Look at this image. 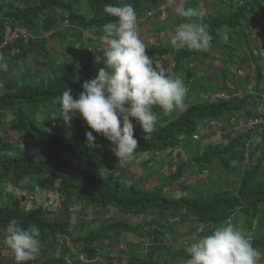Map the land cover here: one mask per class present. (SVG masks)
I'll use <instances>...</instances> for the list:
<instances>
[{
	"label": "trees",
	"instance_id": "obj_1",
	"mask_svg": "<svg viewBox=\"0 0 264 264\" xmlns=\"http://www.w3.org/2000/svg\"><path fill=\"white\" fill-rule=\"evenodd\" d=\"M83 1L36 0L27 6L9 7L7 0H0V47L5 42L8 29L21 26L29 31L31 38L27 43L20 40L7 45L4 52L11 56L13 62L32 56L36 49L44 46L46 35L53 33L59 23L56 16L48 15L51 11L66 13L70 26L82 32L92 31L94 37L99 40L103 34V25L114 19L104 12L105 5H118L125 0ZM163 1L131 0L129 4L139 15L146 6H156ZM204 3L203 0L200 5L196 0L184 8L198 9L199 5L203 6L202 12L201 9L198 10L202 13L203 23L208 26L213 36L210 48L216 52L213 58L225 65L223 69H214L219 81L213 83L206 75H198L194 65L190 66L192 61H208L210 49L197 52L185 47L176 50L170 44V34L165 35L166 44L164 45L163 41L157 44L160 57L169 54L174 62L171 73L178 78L184 73L188 78L184 82L187 88L184 108L164 115L159 107H155L153 111L158 116V123L148 138L133 121L134 138L139 144L135 153L136 159L149 157L146 164L150 165L154 162L152 158H159L161 154L172 157L173 151L182 145L185 149L186 160L181 158L175 171L170 175H163V182L158 187H144L154 173L147 179L130 184L120 176L112 174L109 170L115 163L118 164V159L111 151V143L95 132L93 135L96 136L97 146L93 147L87 143L85 133L91 129L79 114L73 117L70 125H65L62 119L58 118L59 105L53 103V99L67 88L71 89L74 98L78 97L83 91L82 83L95 78L97 70L103 67L106 43H101L96 51L97 59L94 61L87 54L72 53L66 60L57 63L54 68L55 76H50L44 81H39L35 75L28 81H18L13 77L9 78L5 89L0 88V119L9 125L7 131H0V191L10 188L6 198H3L0 192V264H16L14 254L11 260L3 258L1 254V250L6 248L2 242L4 229L13 219L24 226L34 224L40 228L41 250L33 260L25 264H67L68 258L72 264H99L105 260L108 264H118L120 257L109 255L111 247L114 248L111 245L115 241L114 234L121 232L146 237L149 235L146 229L157 226L160 229L157 231L163 236L167 226L161 225L158 219H155V215L159 214H178L181 223L177 226L185 222L194 226L189 234L197 235L196 227L200 223L210 232L208 227L227 223L237 214L243 217L247 230H253L259 218V226L264 230L262 140L254 149V153L261 152V158L257 161L251 158L250 162L248 161L247 168L244 169L240 181L235 183L233 190L221 188L208 194L193 192L179 198H173L167 192V189L177 184H181L182 189L188 191L181 181L194 166H204L208 170L218 166L223 171L231 170L234 164L246 160V143L259 141L254 136L255 132L245 133L242 129L228 143L215 141V144L209 145L203 152L200 151V146H197L196 153L192 157L189 156L193 140L201 136L213 123L235 121L238 115H243L244 121L260 117L256 110L258 103H261L259 95L264 91L262 58L253 50L254 44L264 47V23L261 25L264 21V0H238L235 6L227 10L223 11L220 7L221 10L216 11L213 16H205ZM87 9L91 11V15L84 14ZM178 17L180 16L177 13H172L165 24L158 20L152 21L151 24L158 26V29L163 26L167 30L171 25L175 27L173 23ZM184 22L180 21L177 26ZM225 33L229 36L228 42L222 39ZM69 46L68 43L62 45L65 50H69ZM247 53L255 64L256 92L250 90L248 77L237 81L232 74V70L236 69L235 60L243 56L246 62ZM147 54L155 60L154 54ZM36 64L41 68L49 67L53 70V66L44 60H39ZM3 75L5 71L0 69V82L3 81ZM191 79L200 83L201 90L191 84ZM223 93L228 96L227 99L215 98ZM43 111L47 114L48 121L40 123L38 116ZM24 141L28 146L19 148L18 145L24 144ZM24 183H28L32 193L24 191L22 196L17 198L15 193L24 189ZM40 191L56 194L60 204L51 210L34 204V201L30 208H25L27 199H32L33 194ZM88 208H93L98 213L113 209L119 217L110 223L94 225L85 234L77 235L76 224L86 223L80 213L76 218L73 215L75 211H86ZM140 216L151 218L143 225H133L130 217ZM91 222L95 224V220ZM174 227L169 229L174 230ZM176 237L183 236L176 234ZM156 241L154 247L144 253L140 252V245L130 246L125 252V264H169L159 258L163 252L169 254L171 264L188 258L185 251L172 253L162 245L159 238H156ZM68 242L72 246H67ZM104 242L109 248L107 253H102L103 249L98 248L100 243ZM251 242L255 248H264V233Z\"/></svg>",
	"mask_w": 264,
	"mask_h": 264
},
{
	"label": "clouds",
	"instance_id": "obj_2",
	"mask_svg": "<svg viewBox=\"0 0 264 264\" xmlns=\"http://www.w3.org/2000/svg\"><path fill=\"white\" fill-rule=\"evenodd\" d=\"M178 0H165L185 22L170 34L171 46L179 50L207 51L212 47L213 36L208 26L199 22L202 13L192 7L177 6ZM104 12L113 21L102 27L100 40L107 45L103 67L97 75L84 81L77 98L71 89L53 99L59 105L58 118L70 125L79 116L91 129L85 133L87 143L96 147V136L108 140L118 163L134 160L139 147L134 138L135 121L148 138L155 130L158 116L153 111L159 107L164 115L184 108L187 88L182 79L164 65L154 63L146 53V45L139 35L138 16L131 4L105 5ZM228 42L227 33L222 35ZM7 64L0 56V69ZM264 111V107L259 109ZM3 244L14 254L16 264H25L41 250L40 228L34 224L24 226L11 220L4 229ZM197 238L185 248L187 259L183 264H257L262 253L251 242L247 230L231 223H221L210 232L200 223Z\"/></svg>",
	"mask_w": 264,
	"mask_h": 264
},
{
	"label": "rangeland",
	"instance_id": "obj_3",
	"mask_svg": "<svg viewBox=\"0 0 264 264\" xmlns=\"http://www.w3.org/2000/svg\"><path fill=\"white\" fill-rule=\"evenodd\" d=\"M35 1L36 0H7L9 7H14L16 5L27 6L31 3H34ZM130 1L131 0H125L123 3L129 4ZM198 1L200 2V5H201L203 0H198ZM204 1H205L204 12L206 14L205 16H209V15L213 16L215 15L216 11L221 10L220 7L224 11V10H227L228 8H232V6H235L238 3V0H224V5L221 6L222 0H204ZM83 2H85V0ZM200 5L198 6V9H201V12H202L203 6H200ZM177 6L183 7V8L185 7V5L182 6L180 4H177ZM172 12L177 13L174 9L172 10ZM84 14L91 15L92 13L90 10L87 9L85 10ZM48 15L56 16L59 20V23L53 33L46 35L45 37L46 42L44 43V46L36 49L32 56L21 59L17 62H13L11 61V56H9L3 50H0V56L3 57V62L7 64V68L3 69L5 71V75H3V81L0 82L1 89H5L7 81L9 80V78H13V77L17 79L18 81H22V80L28 81L30 80L31 76L35 75L39 79V81H44L50 76H55L54 68L57 65V63L63 62L64 60L67 59V57L72 55V53L75 55L76 54L77 55L87 54L93 61L97 59L96 51L102 45L101 44L102 41L100 40V38H99L100 40L99 41L97 39L98 37L97 38L94 37L92 31L82 32L70 26L67 22L66 13L51 11L50 13H48ZM183 20H185V18L178 17L176 22L173 23V25L176 27L177 23ZM263 23L264 21L262 22L261 25H263ZM175 27H172L171 25L170 28L168 27L166 30L163 26L159 27L158 29V26L155 27V25L151 24L144 31H142L139 27V35L146 45V53L154 54V57H155L154 63L158 65L162 64L168 69H170V71H172L173 69L174 62L169 54L164 55L162 58L160 57L159 47L157 44L163 41L165 45L166 44L165 35L168 36L169 34L174 32L172 31V29H175ZM63 43H68L70 45L68 47L69 50L63 49L62 47ZM253 47H254L253 50L255 51V53L256 54L258 53L261 56L262 58L261 64L263 65V69H264V47L261 46V44H254ZM209 51L210 52L208 53L210 55L209 56L210 59H208V61H203V62H200L198 60L192 61L193 63L190 66L192 65L195 66V70L198 72V75L204 74L209 78V80H211L213 83H216L219 81V77L214 74V69H223L225 65L214 60L213 56L216 55L215 51H212L211 49ZM247 56L248 58H246V62L244 61L245 59L243 60V56H240L237 60H235L234 65L236 69L232 70V74L234 75L237 81H240L244 77H248L250 81V86H249L250 90H253L254 92H256L255 87H256V75L257 74H256L255 64H254V61L250 58V54L247 53ZM39 60H44L48 64H51L53 66V70L49 67L41 68L40 66H38L36 62ZM180 78L183 80V82H186V80H188L186 74L184 73H182ZM190 81H191V84H193V86L197 90H201V85L196 79H191ZM52 119L54 118L52 117ZM240 119L241 121L238 122V120ZM240 119H238L237 121L235 120L237 124L239 123L238 126L240 125L242 126V124H245L247 122V121H244L245 118L243 119L242 117H240ZM38 121L40 123H42L43 121H48V116L45 113V111L39 113ZM234 123L228 126L223 125V124L211 126L210 128L205 129L204 133L206 131L211 130L212 132H214V134L211 135L214 137H211V136L209 137L211 140H214V142L222 141L223 143H225L230 140V138L232 137V133L237 131V129L232 130V127L236 126ZM8 126L9 125L7 122L5 121L3 122V120L0 119V131L1 132L7 131ZM216 130H220L221 133H219L218 131L215 133ZM194 143H196V141H194ZM194 145L195 144H193L190 147L189 156L191 157L197 151ZM26 146H28L27 142H25L22 145L21 144L18 145L19 148L20 147L26 148ZM254 149L255 147L250 150V153L248 154V158L247 159L245 158L246 160L242 162L241 164H239L241 166L239 168V170H241L240 171L241 173H238L235 176L236 177L235 180H237L238 177H240V174H242V172L244 171V169L247 168L249 164L248 161L250 162L251 158H253V161H257L258 159L261 158L262 156L261 152L254 153L255 151ZM187 153H188V150H187ZM181 158H184L186 160V152H185L183 145L173 151L172 157L165 155V154H161L159 158L157 157L152 158V160L155 161V163H153L152 165L146 164L147 161L150 159L149 157H143V158H138V159L134 158V160L130 162L118 163V164L115 163L114 165L112 164L113 167H111L109 171L112 172V174L120 176L122 180L125 181L127 184L137 183L139 179L142 178L141 180H144L143 177L149 176L150 174L154 173L153 177L147 183L144 184V187L148 188V187H152V185L155 184L154 183L155 181H157L158 183H162L163 182L162 178L161 179L159 178V180L158 179L154 180V177H157L155 175L156 174L170 175L171 172L175 171L176 166L179 165V163L181 162ZM160 160H163L165 163L163 165H160L159 164ZM168 160H169V163H167ZM172 161L174 162V166L173 167L167 166V164H170ZM165 168H167L166 172H164ZM189 178H190L189 173L183 178V181L186 182L187 188H188V183H191V181L188 180ZM225 180L226 179H224V181ZM178 185L179 184L175 185L176 186L175 194L183 192V189L178 188ZM158 186L159 185L157 184V187ZM219 186L220 185L214 184L212 186V189L214 188L216 189ZM23 187H24L23 190H19L18 192L15 193L17 198L22 196L24 191L27 192L28 194L32 193L31 190L29 189L30 187H28V183H24ZM9 191H10V188L0 191L3 194V198H6V194ZM32 197H33L32 199L31 198L27 199L26 203L24 204L25 208L27 209L30 208L32 206V202L34 201L36 202L34 204L44 206L51 210L55 206L60 204V199L56 194L47 193L45 191H40L38 194H33ZM76 210H79V209H76ZM79 213L81 214V218L85 220L86 224H83V225L76 224L77 226L76 234L77 235L85 234L87 231L92 229L94 225L98 226L100 223H103V222L110 223V222L115 221L117 217H119L117 216V214L115 213L113 209H109L107 212H104V213L102 212L98 213L95 209L88 208L86 211L85 210L75 211V214L73 215V217L76 218L77 214ZM135 218L131 219L133 222L135 221L134 222L135 224H137L136 221L140 223H145L146 221L150 220L148 216L142 217V218H139V217H135ZM165 218H168V217H165ZM239 218L240 220H242L241 215L239 216ZM92 220H95V224H92L91 222ZM186 228L188 227H182L181 229L185 231ZM257 233H258L257 237L262 235V232L257 231ZM250 237L251 239H253L252 235H250ZM126 239L127 238L125 234H123L122 237H120V235L115 236L114 243H111V245L114 246V248L110 246L111 253L108 251L109 248L107 246V243L105 242L100 243L101 245H99L98 248L103 249L102 253L109 252V255L112 257H116V258L120 257V261L118 264H125L127 260L126 254H125L126 249L124 247V243ZM193 242H194V239L187 241V244H184V242L178 241L176 242L178 244L173 245V247L175 249L185 251L186 246ZM67 246H72V245L71 243L68 242ZM257 249L262 253V255L257 261V264H264V248L262 249L257 248ZM1 254L3 258L7 260L8 259L11 260V258L13 257L12 251L8 249L7 246L6 248L1 250ZM184 260H185L184 258L180 259V263H177V264H183ZM68 261H70L69 258L67 259V262ZM99 264H108V263H107V260H105V261H101V263L99 262Z\"/></svg>",
	"mask_w": 264,
	"mask_h": 264
},
{
	"label": "crops",
	"instance_id": "obj_4",
	"mask_svg": "<svg viewBox=\"0 0 264 264\" xmlns=\"http://www.w3.org/2000/svg\"><path fill=\"white\" fill-rule=\"evenodd\" d=\"M78 31H81V30H78ZM258 105L259 106H258V108L256 110V112H257L256 114L257 115H261V111H259V109H261L262 107H264V105H262L261 103H258ZM240 117H242L244 119V116L243 115H238L236 121L238 119H240ZM239 121H241V119L238 120V122ZM234 122L235 121H229V122L223 123V125H226L227 124L226 126H228V125H231ZM218 124H220V123H216V124L213 123L211 126H216ZM234 124L236 126L232 127V130L237 129V131L232 133V137L236 133L240 132L243 129V126H244V124H242V126L241 125L238 126L239 123L237 124V122H235ZM217 131L219 133H221L220 130H216L215 133ZM242 131H244V130H242ZM213 134H214V132H212L211 130L210 131H206L201 136L197 137V139H194L193 141H196V143H194L195 144L194 146L196 147V150H198L197 146H200V151L203 152L209 145L215 144L214 140H211L209 138ZM254 136L257 137L256 139L257 140L259 139V141H257V143H255L254 145H252L251 146V149H252L253 146L254 147H257L258 145H260V141L261 140L264 141V130L262 132H260V133L259 132H256V134ZM211 137H214V136H211ZM229 141H227V142H225L223 144H226ZM153 163H155V161ZM153 163H151L150 165H152ZM164 163L165 162L163 160H160V162H159L160 165H163ZM167 163H169V160H168ZM167 166L173 167L174 166V162L172 161L170 164H167ZM240 167L241 166L239 165V163L238 164L236 163V164H234V166H233V168L231 170L223 171L218 166L213 167L212 170H210V169L208 170L204 166H199V167H196L195 166V167H193L188 172L189 175H190V178L188 180L191 181V183H188V191H185L183 189V192H180L178 194H175V190H176L175 187L176 186L174 185V187L167 189V192L169 191L168 193H170V196L171 197H173V198H179L182 195L187 196L189 193H193V192L194 193H197V192L198 193L205 192L206 194H208L212 190L213 191L214 190H218V189H221L222 187H223L222 189H224V190H230V189L233 190L235 183L236 182H239L240 181V178L242 176V174H240V177H238V179L235 180V178H236L235 176L238 173H241L240 172L241 170H239ZM245 168H246V166H245ZM166 169L167 168H165L164 172H166ZM166 175H168V174H166ZM155 176H157V177H154V180H157V179L159 180V178L160 179L163 178V174H156ZM143 178L144 179H147L148 176H145ZM141 179H139V181ZM224 179H226V180L224 181ZM182 181H181V183L184 184L185 186H187L186 185V182H184V181L182 182ZM154 183L155 184L152 185V187H148V188H154V187H157V184L158 185L161 184V183H158L157 181H155ZM214 184L220 185V186L217 187L216 189L215 188L212 189V186ZM178 188L182 189L181 184L178 185ZM238 215L239 214L235 215L227 223H231L235 227L240 228L242 230H247L244 227V224H243V217H242V220H240V218H239L240 215L239 216ZM142 217H144V216H140L139 218H142ZM165 217H168V218H165ZM132 218H135V217H130V220ZM149 218H151V217H149ZM155 219H158V221L161 223V225L167 226L166 233L163 236H161V234H159L160 229H158L157 226H153V227H150V228L146 229V230H148V233H149V235H147L146 237L145 236H141L140 237V236H137V235H131V234L123 233V234H125V236L127 238L126 241H125V243H124V247L126 249L125 252H127L129 250L128 248L130 246L134 245V244L141 246V248H140V252L142 251L141 253L147 252L150 248L154 247L155 243H157L156 238H159L160 239V242L163 243L162 244L163 246H165L166 248H168L172 253H175V252H178V251H182V250L175 249L173 247V245L178 244L176 242L179 241V242H184V244H187V241H189L191 239H194V241H195V239L197 238V235L196 234H193V233L192 234H189V232L194 228V226H192L188 222H185L184 224H180L179 226H177V224L181 223L180 217H179L178 214L175 215L174 213H168L167 216L162 215V214H159V215H155ZM135 220H136V218H135ZM149 221H146V222H149ZM134 222L132 221V224L133 225H136ZM136 222H137V224H141V225H143V224L146 223V222L145 223H140L138 221H136ZM259 224H260V218L257 220V222H256L253 230H251V231L247 230V232L250 235L253 236L252 237L253 239L257 237V235H258L257 231L262 232V234L264 233V230H262V228L259 226ZM173 226H175L174 227V230H170L169 228L170 227H173ZM182 227H188V228H186V230L183 231L181 229ZM216 227H208L207 229H209L211 231V230L215 229ZM157 230H159V231H157ZM123 234L121 232H117L116 234H114V240H115V236L120 235V237H122ZM176 234L182 235L183 237L182 238L176 237ZM253 239H251V240H253ZM159 258L162 259V261H165V262H167L169 264L172 263L171 262V258H170L169 254L167 252L161 253V255H160ZM177 263H180V259L177 260L176 262H174V264H177Z\"/></svg>",
	"mask_w": 264,
	"mask_h": 264
},
{
	"label": "built area",
	"instance_id": "obj_5",
	"mask_svg": "<svg viewBox=\"0 0 264 264\" xmlns=\"http://www.w3.org/2000/svg\"><path fill=\"white\" fill-rule=\"evenodd\" d=\"M196 0H178L177 4L182 6H186L188 3L194 2ZM173 8H169L165 6V0L156 6H146L143 12L138 16V26L142 31H144L147 27L151 25V22L154 20L160 21L162 24H165L172 12ZM199 19V22L203 23V18H196ZM31 35L29 31L21 26H17L16 28L8 29L7 36L5 42L1 45L0 50L6 48L7 45L13 44L20 40H23L25 43L29 41ZM260 102L264 105V91L260 93ZM216 99H227L228 96L226 94H218ZM243 130L245 133L247 132H262L264 130V111H261V116L258 118H251L248 120L244 126ZM197 139V138H195ZM252 141L247 142L246 144V155L245 158H248V154L250 153L251 146L254 145ZM175 153V152H174ZM176 154V153H175ZM67 264H72L71 261H68Z\"/></svg>",
	"mask_w": 264,
	"mask_h": 264
}]
</instances>
